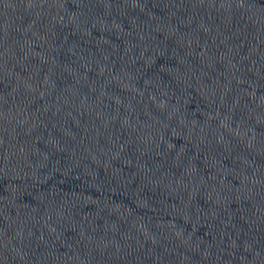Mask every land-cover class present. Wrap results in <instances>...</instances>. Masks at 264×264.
Here are the masks:
<instances>
[{"label": "water", "instance_id": "95a60500", "mask_svg": "<svg viewBox=\"0 0 264 264\" xmlns=\"http://www.w3.org/2000/svg\"><path fill=\"white\" fill-rule=\"evenodd\" d=\"M0 264H264V0H0Z\"/></svg>", "mask_w": 264, "mask_h": 264}]
</instances>
